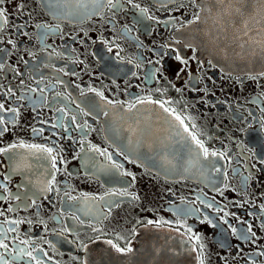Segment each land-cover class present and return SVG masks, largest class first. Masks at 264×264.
I'll list each match as a JSON object with an SVG mask.
<instances>
[{"label":"flooded vegetation","instance_id":"flooded-vegetation-1","mask_svg":"<svg viewBox=\"0 0 264 264\" xmlns=\"http://www.w3.org/2000/svg\"><path fill=\"white\" fill-rule=\"evenodd\" d=\"M49 1L0 5V149L17 145L0 152L4 259L36 264L25 249L43 264H264V67L225 66L230 28L215 11L187 24L212 0ZM190 132L226 155L205 160ZM21 142L52 148L55 168ZM173 152L186 176L170 171Z\"/></svg>","mask_w":264,"mask_h":264},{"label":"snow or ice","instance_id":"snow-or-ice-1","mask_svg":"<svg viewBox=\"0 0 264 264\" xmlns=\"http://www.w3.org/2000/svg\"><path fill=\"white\" fill-rule=\"evenodd\" d=\"M82 2H83V0H78L77 6H79ZM251 2L254 4L252 11L249 13H245L244 9L248 5L249 0H212L213 5H220L221 6V8L219 9V11L217 13V16H218V19L216 21L217 24L221 23V21H223L225 17L238 16L241 18V23L243 25V31H244L245 36L249 35L250 30H254L256 32L257 36L260 37L259 39H256L254 37H249L248 41L240 43L238 46L241 49V51L237 52L236 55L237 56H243L245 54L244 50H245L246 45H247V46L251 47V51L248 53L249 55H251L253 57L256 56L257 48H258L259 53L261 54V57L264 58V0H251ZM4 3H5V0H0V5H3ZM91 3L94 7H97V8L104 6L105 3L107 4V6H109L111 8H117L118 7V0H91ZM128 3L132 4L133 7H136V8L140 7L139 5L133 4L132 0H128ZM192 4L195 7H200V5L196 4V0H192ZM19 7L22 10L23 5H20ZM209 11H211V9H209ZM140 12L142 14L146 15L147 19H153V17L151 15H147V13H148L147 9L140 8ZM246 15H247V19H245ZM200 20H201V16H200L199 12H197L196 14L193 15V18L187 22V24H189V25L195 24ZM253 20L256 22V24L259 25V27L256 29L250 28V21H253ZM7 23H8L7 14L2 8H0V25H4ZM237 39H239V37H237ZM9 43H11V41H9ZM186 47L192 48L193 51L196 50L192 44H187ZM176 59L178 61H180L182 64H187V61L185 59H183L179 53H177ZM0 67H2V65H0ZM257 75L259 77H264V71H260ZM250 78L256 79L257 77L256 76H250ZM9 91H11V90H9ZM177 91H179V89H177ZM97 95H99L101 97V99L104 98L102 93L98 92ZM139 102L143 103L144 101L141 100ZM108 103L111 104L112 101H108ZM155 103H160V102L156 101ZM160 106L162 108H164L165 112H170V110L168 108L164 107L163 103H161ZM132 107H133V105H129V110H131ZM3 108H4V105L0 104V110H3ZM12 111L15 112L16 110L12 109ZM172 113H174V110H171L170 114H172ZM85 114H87V113H85ZM75 119H76V117L73 116L72 120L75 121ZM175 119L177 121H179L182 126H184V120L179 115H176ZM4 123H5V121L2 118H0V124H4ZM192 127L195 128V125L193 124ZM261 127L264 128V123L261 124ZM42 131H43L42 129H33V132L37 133V134H39ZM184 131L185 132L189 131L187 126H184ZM2 134H3V132L0 131V135H2ZM189 136H190L192 142L195 143L196 147L198 149H200V151L203 153V157L205 160H207L209 157H216L218 155H220L221 158H223L224 155H226L224 153H217L216 151L209 152L208 148H206L204 146V143L200 139L197 138L196 134L190 132ZM19 147H21V148L27 147L30 150L34 149L37 152L47 153L48 158H51V160H52L53 168H55L56 157L54 155H52V153H53L52 148L43 147L40 145H31V144L25 145L23 142L20 143ZM15 148H17V145L12 144L8 148L0 149V152H5V153L11 152L12 149H15ZM95 151H100V150L95 149ZM100 154L105 155V153L102 151L100 152ZM14 159H15V155L9 156L10 161H12ZM108 159L111 160L112 157L109 155ZM261 162H264V161H261ZM17 167H18V165H17ZM114 167L120 168L121 166L119 164H114ZM216 170L219 171V169H216ZM57 171H59V169H57ZM122 174L127 175V176H132L133 180L135 179V176H133L132 173L124 172ZM54 179L55 178L53 177V180ZM0 188H4V190L7 191V189L4 185H0ZM118 194L119 195H127L126 192H119ZM0 199H4V197L0 196ZM15 199L19 200L20 197L16 196ZM131 199L136 200V199H138V197L135 195H132ZM33 203H35V200H33ZM207 206L211 207V205H207ZM11 210L12 209H9V211H11ZM262 210H264V209H262ZM187 214L188 213H185V215H187ZM225 215H227V213H225ZM209 222H211V221H209ZM9 223L17 224L20 222L13 220V221H9ZM161 223H162L161 221H153V220L147 221L148 225L155 224V226L157 228L161 227ZM163 223H169V222L163 221ZM250 228H251V225H249V229ZM65 231H67V229H65ZM187 231L191 232L192 230H191V228H187ZM235 231H236V229H233V232H235ZM133 233L135 234V229H133ZM2 234L3 233H0V235H2ZM253 235H255V234L253 233ZM192 238L193 237H189V239H192ZM195 239L197 242L200 241L199 236H196ZM107 243L112 248H114L117 253H120L121 255H128L134 251V249L131 247L130 241L128 242V244H126L125 247H119L118 245L114 244L111 240H108ZM7 247L8 246L6 244H4L2 241H0V248L7 249ZM83 247L85 248V250H87V245H84ZM200 247L203 248V245L201 244ZM38 251H43V250L38 249ZM20 254L21 255L26 254L30 259L36 260V264H43L42 261H40L39 259H37L36 257H34L32 255V252H26L25 249H20ZM45 255H46V253H45ZM16 258L17 257H13V259H16ZM0 264H9V262L4 259L2 254H0ZM85 264H86V262H85ZM200 264H204V261L201 260Z\"/></svg>","mask_w":264,"mask_h":264},{"label":"water","instance_id":"water-1","mask_svg":"<svg viewBox=\"0 0 264 264\" xmlns=\"http://www.w3.org/2000/svg\"><path fill=\"white\" fill-rule=\"evenodd\" d=\"M52 5H57L60 6L59 8H63L66 10H69V6L71 4H74V1L72 0H50L49 1ZM76 4H78V1L75 2ZM84 4V2H83ZM205 12L202 13L201 16V21L204 19L209 18L208 16V11L209 9H211L212 11H215V19H218L217 13L219 11V9L221 8L220 5H213L212 2L207 3V5L205 6ZM254 7V4L251 2V0H249L248 5L245 7V13H249L252 11ZM211 20L214 21V15L213 13H211ZM245 19H247V15L245 16ZM212 21V22H213ZM226 24V26L230 29L226 30V33L220 32V35L224 34L225 38H226V45L224 48L221 49V52L223 54V56L227 57V61L225 66L228 67H233V66H241V67H246V68H250L251 70L253 69H257L258 67H264V58L261 57V54L259 53V50L257 48V54L256 56H251L248 53L251 51V47L246 45L245 48V54L243 56H237L236 53L240 52L241 49L239 48V44L243 43L245 41L249 40V37H254L256 39H259L260 37L257 36L256 32L254 30H250L249 31V35L245 36L244 35V31H243V25L241 23V18L238 16H232V17H225L223 21H221V23L219 24ZM259 25L256 24V22L250 21V28L251 29H256L258 28ZM195 31H196V26H195ZM194 31V32H195ZM215 30H214V25L212 24L210 30L208 31V36L214 40V35H215ZM237 37H239V39H237ZM196 39V37H195ZM234 40L235 44L232 47H228L227 44L229 42V40ZM232 58V61H231ZM177 138H183L180 136H175ZM173 147L175 146L174 144L172 145ZM175 152H173V157L171 160V165L172 168L170 169V171H172L173 175L175 176H186V169L183 167V161L185 162V160L180 159L179 157L176 158L174 157Z\"/></svg>","mask_w":264,"mask_h":264}]
</instances>
